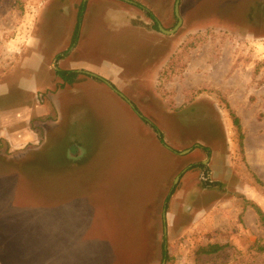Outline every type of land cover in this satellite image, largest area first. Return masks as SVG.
<instances>
[{
  "label": "rangeland",
  "instance_id": "374dc122",
  "mask_svg": "<svg viewBox=\"0 0 264 264\" xmlns=\"http://www.w3.org/2000/svg\"><path fill=\"white\" fill-rule=\"evenodd\" d=\"M8 1L0 11V91L11 97L39 71L38 35L50 42L71 33L80 5L92 13L90 29L100 19L130 26L143 43L150 32L169 54L160 68L116 85L125 90L111 83L134 110L89 76L64 89L71 112L84 116L68 125L90 134L78 162H67L59 137L45 134L14 152L0 141V264H264V226L249 206L264 213V0H181L182 25L167 39L118 0ZM130 1L162 28L176 25V0ZM46 68L38 73L51 83L34 103L57 117L61 68ZM11 97L2 109L25 99ZM228 109L241 120L243 153ZM67 129L64 120L55 132ZM212 246L218 250L203 252Z\"/></svg>",
  "mask_w": 264,
  "mask_h": 264
},
{
  "label": "crops",
  "instance_id": "0c3cea01",
  "mask_svg": "<svg viewBox=\"0 0 264 264\" xmlns=\"http://www.w3.org/2000/svg\"><path fill=\"white\" fill-rule=\"evenodd\" d=\"M91 14L92 13L88 8L86 16H90ZM86 16L81 25L79 38L74 46L71 45V36L73 30H71V33L66 31L58 38L54 36V39H52L50 42L45 40L44 35H38L39 44L34 57L38 63L37 69H39L40 72L47 70L46 67H48V63L57 62L58 66L61 68L60 71H73L78 75H84L78 72H88L96 76H100L108 80V83H112L114 86H116L118 84H127L129 82L127 80H132L139 73L143 72L142 75H144L147 74L149 69L154 70L164 65V59L167 57H165V55L169 53L164 48L165 46H160L158 49L157 45H155V35H152L151 37V34L153 33H145L146 36H149V38L144 40L145 42L143 43L139 33L136 35V37L131 33L133 32L132 29L135 28H131L130 26H125L128 28H122L121 25L108 23L105 24L103 19H100V24L98 20L96 23V28H93L94 30H92L85 22ZM162 37V39H167L171 36L164 35ZM235 48H237V45ZM160 52H163L164 54H161ZM63 53H66L67 55L61 56ZM237 67H239L240 70H243L244 64L240 63L236 66V68ZM38 72L34 77L33 83H22V85L18 86L16 95H12L11 97L10 94L12 92L10 93L8 90L0 91V100L9 98V96L11 98H13V96L25 97L23 103L16 104L11 108L2 109L0 107V141L4 142L6 147H10L12 151H15L16 149H22L30 144L42 142L44 137H46L45 134H47L48 139L49 137H53L55 140H57V137H59L60 140H64L66 143H64L63 146L67 147L66 153H68V149L70 147L76 146L80 149H83L85 154L86 147L89 148L87 142L90 140V134L86 133L85 131L75 130L72 128V125H68L70 119H74V121H77L76 123L79 124V122L82 121V118L84 117L83 113L81 110H78L79 112L76 110L71 112V103H69V99L66 98L65 94L63 93L64 89H69L77 79L73 83L63 84L61 87L62 81L58 78L60 81V86L58 88L61 89L57 90V92H54L52 99L54 107L57 111L56 117V113H54V115L48 114V109L46 106L41 104L36 105L34 103L33 94L39 90L48 89V84L51 83L49 77L44 76L42 79L40 78ZM84 76H80L78 80L85 78ZM106 87L108 88L107 90L105 89L107 91L106 93L110 94L108 92L110 88L107 85ZM116 87L121 90L118 86ZM123 90H125V87L121 91ZM126 90H129V87H126ZM114 94L117 95L116 93ZM83 100L84 97L81 100L79 108H81ZM247 103L249 105V97H247ZM230 110H232L239 118L235 112V109ZM64 120L66 128L68 129L62 132V135H58L55 131ZM33 121H36L40 124V130L31 126V122ZM76 133L79 135H76ZM48 139H46V141ZM68 157V154L66 157L64 156L69 164L78 162V160L83 158V156L76 159H71ZM60 244H64V242H61ZM66 244L67 243H65L64 246L68 245V249L62 247L63 245L61 248H64L63 254L69 255L71 246L70 244ZM57 247L58 244L55 243V248Z\"/></svg>",
  "mask_w": 264,
  "mask_h": 264
},
{
  "label": "trees",
  "instance_id": "16d2710c",
  "mask_svg": "<svg viewBox=\"0 0 264 264\" xmlns=\"http://www.w3.org/2000/svg\"><path fill=\"white\" fill-rule=\"evenodd\" d=\"M5 6H7V7L11 6V3H9L8 0H0V11H2V9ZM83 12H84V7L79 6L77 8L76 22L74 24L73 31H72L71 45L76 43L78 38H79V35H80L79 34L80 33L79 32V26H80V22H81V19H82V16H83ZM149 17L151 18V15H149ZM153 28L156 31H158L157 26L155 24L153 25ZM55 74L62 81L61 87L63 86V84H71V83H73L76 80L77 76H78V74L76 72H73V71H57ZM228 115H229V118H230V120L232 122V126L235 129V132L237 134L239 149H240L241 153H243V147H244L243 142H244L245 136H244L241 124H240V119L230 109H228ZM160 141H161V139H160ZM259 184L264 189L263 183H261L259 181ZM249 206L253 209V211L257 215L260 224L262 226H264V213L261 210V208L258 205L254 204V203H249ZM217 250H218L217 247L212 246V247H210V250L208 252H205L204 250H203V252L204 253H214Z\"/></svg>",
  "mask_w": 264,
  "mask_h": 264
},
{
  "label": "water",
  "instance_id": "95a60500",
  "mask_svg": "<svg viewBox=\"0 0 264 264\" xmlns=\"http://www.w3.org/2000/svg\"><path fill=\"white\" fill-rule=\"evenodd\" d=\"M179 2L180 0H176L175 2V5H174V15L177 19V24L176 26L172 29V30H164L161 26H158V29L159 31L163 34V35H166V36H172L176 33V31L180 28L181 24H182V19L180 18L179 16ZM78 73H82L86 76H89L91 78H94V79H98L100 81H102L105 85H107L114 93H116L119 97H121L122 99H124L126 101V103L129 104V106L131 108H133L132 104L123 96L121 95L110 83H108L107 81H104L102 80L101 78H99L98 76L94 75V74H91V73H88V72H78ZM190 152V149L189 150H186V151H183L181 152L179 155H186ZM68 158H71V159H76V158H81L84 154V150L83 149H80L76 146H73V147H70L68 149ZM178 180V177L175 179V181ZM163 216L165 217V213L163 214ZM166 234V225H165V221H164V227H163V236H165ZM162 264H165L164 261L162 262Z\"/></svg>",
  "mask_w": 264,
  "mask_h": 264
},
{
  "label": "flooded vegetation",
  "instance_id": "af4514ba",
  "mask_svg": "<svg viewBox=\"0 0 264 264\" xmlns=\"http://www.w3.org/2000/svg\"><path fill=\"white\" fill-rule=\"evenodd\" d=\"M119 1V3H121V4H124L125 3V5H129V6H132V7H135L136 9H138L139 11L141 10V11H143L144 13H145V15H146V17L147 18H149L152 22H153V25L155 24L156 26H157V29H158V26H160L158 23H157V21L152 17V15H151V13H150V11H148L146 8H144V7H142L140 4H138V3H136V2H133V1H130V0H118ZM176 2V1H175ZM180 2H181V0H180ZM180 2H179V16H180ZM174 5H175V3H174ZM80 6H82V7H84V12H83V16H82V19H81V22H80V26H79V32H80V29H81V25H82V22L84 21V18H85V16H86V12H87V10H86V8H87V6L85 7V5H80ZM173 12H174V9H173ZM75 22H76V14H77V10L75 11ZM148 15V16H147ZM149 15H151V18L149 17ZM174 17H175V15H174ZM180 18H181V16H180ZM175 19H176V17H175ZM182 19V18H181ZM75 24V23H74ZM176 24H177V19H176ZM182 25V24H181ZM176 26V25H175ZM174 26V27H175ZM74 27V26H73ZM164 29V28H163ZM164 30H166V29H164ZM158 31H159V29H158ZM160 32V31H159ZM161 33V32H160ZM163 35V34H162ZM166 36V35H165ZM173 36V35H172ZM74 44H76V43H74ZM99 77V76H98ZM99 78H101V77H99ZM94 79V78H93ZM102 79V78H101ZM96 80H98V79H96ZM102 80H104V79H102ZM99 81V80H98ZM105 81V80H104ZM102 82V81H101ZM133 109V108H132ZM134 110V109H133ZM136 114H138V113H136ZM140 117V116H139ZM197 148H200L201 150H203L204 152H206L207 150L206 149H203V148H201V147H198L197 146ZM170 150V149H169ZM189 150V149H188ZM192 151V149H190V152ZM189 152V153H190ZM187 155V154H186Z\"/></svg>",
  "mask_w": 264,
  "mask_h": 264
}]
</instances>
